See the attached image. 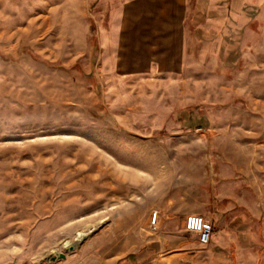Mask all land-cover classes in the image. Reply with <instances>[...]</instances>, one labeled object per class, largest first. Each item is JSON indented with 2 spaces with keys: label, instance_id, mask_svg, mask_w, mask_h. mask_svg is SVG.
<instances>
[{
  "label": "rangeland",
  "instance_id": "obj_1",
  "mask_svg": "<svg viewBox=\"0 0 264 264\" xmlns=\"http://www.w3.org/2000/svg\"><path fill=\"white\" fill-rule=\"evenodd\" d=\"M103 22L91 0H0V264H172L213 250L185 230L213 214L250 221L228 250L264 264V50L123 74Z\"/></svg>",
  "mask_w": 264,
  "mask_h": 264
},
{
  "label": "crops",
  "instance_id": "obj_2",
  "mask_svg": "<svg viewBox=\"0 0 264 264\" xmlns=\"http://www.w3.org/2000/svg\"><path fill=\"white\" fill-rule=\"evenodd\" d=\"M91 1L104 21L97 29L100 43L115 57L117 69L123 74L173 72L199 51L201 43L214 49L264 50V0ZM211 219L215 230L213 250L194 252L186 258L174 254L182 258L174 259L172 264H257V253L248 248H237L235 256L228 250L233 239L226 236H255L253 231L249 233V226L253 229L250 221L220 225L215 214ZM259 236H263L260 220ZM156 255V251L141 250L118 264H160Z\"/></svg>",
  "mask_w": 264,
  "mask_h": 264
},
{
  "label": "built area",
  "instance_id": "obj_3",
  "mask_svg": "<svg viewBox=\"0 0 264 264\" xmlns=\"http://www.w3.org/2000/svg\"><path fill=\"white\" fill-rule=\"evenodd\" d=\"M158 218V212H154L151 217V225L155 226ZM185 230L190 234L199 236L201 243L204 245H210L215 234L213 223L200 215L187 216L185 219Z\"/></svg>",
  "mask_w": 264,
  "mask_h": 264
},
{
  "label": "bare ground",
  "instance_id": "obj_4",
  "mask_svg": "<svg viewBox=\"0 0 264 264\" xmlns=\"http://www.w3.org/2000/svg\"><path fill=\"white\" fill-rule=\"evenodd\" d=\"M80 237H81L80 239L84 238V236H80ZM76 241H78V240H75L73 242L72 241H69V242L66 243L65 246L68 247L67 249H70L71 247L75 248V247H77L78 244H75V245H72V244H74V242H76Z\"/></svg>",
  "mask_w": 264,
  "mask_h": 264
},
{
  "label": "water",
  "instance_id": "obj_5",
  "mask_svg": "<svg viewBox=\"0 0 264 264\" xmlns=\"http://www.w3.org/2000/svg\"><path fill=\"white\" fill-rule=\"evenodd\" d=\"M74 248L73 247H71L69 250H73ZM64 257V255H61L60 256V258H63Z\"/></svg>",
  "mask_w": 264,
  "mask_h": 264
}]
</instances>
